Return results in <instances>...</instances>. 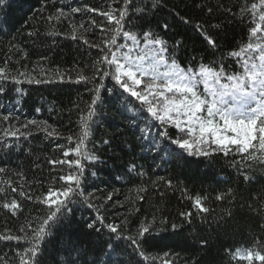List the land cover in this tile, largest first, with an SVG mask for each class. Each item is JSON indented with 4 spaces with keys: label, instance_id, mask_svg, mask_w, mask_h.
Returning a JSON list of instances; mask_svg holds the SVG:
<instances>
[{
    "label": "trees",
    "instance_id": "trees-1",
    "mask_svg": "<svg viewBox=\"0 0 264 264\" xmlns=\"http://www.w3.org/2000/svg\"><path fill=\"white\" fill-rule=\"evenodd\" d=\"M121 11L122 32L137 36L140 46L146 45L145 32L163 39L170 55L175 49L181 66H195L203 58L206 65L216 61V69L223 66L241 75L232 53L247 57V45L254 47L264 35L260 0H3L0 68L7 79L0 77L5 89L0 112L18 107L19 119L0 118V167L5 169L0 172V237L21 239L0 240V264H264L256 258V253L264 255V149L259 134L247 153L188 156L170 140L149 146L142 138L145 121L134 118L141 114L139 101L111 76L101 79L93 67H108L98 63L102 56L111 58L131 44L121 32L117 43L124 47L113 46L110 38L118 26L100 14L111 12L118 18ZM207 37L215 40V49ZM21 71L54 82L18 85L14 81L24 79ZM80 75L91 82H68ZM96 88L102 99L92 105ZM90 105L96 116L82 137ZM143 114L147 116L146 110ZM29 119L37 124L22 127ZM16 128L31 134L19 141L5 135ZM159 131L154 127L152 137ZM167 131L173 138L184 135L174 127ZM80 138L84 143L77 156ZM65 151L70 155L65 157ZM70 174L77 175L84 195L76 197L71 211L40 243L37 260L28 252L34 246L30 229L49 211L39 201L50 189L67 187L59 177ZM197 200L207 211H200ZM13 202L20 207H4ZM108 225L116 226L119 236ZM142 227L149 228L145 237L138 235ZM249 252L252 260L238 257Z\"/></svg>",
    "mask_w": 264,
    "mask_h": 264
},
{
    "label": "snow or ice",
    "instance_id": "snow-or-ice-1",
    "mask_svg": "<svg viewBox=\"0 0 264 264\" xmlns=\"http://www.w3.org/2000/svg\"><path fill=\"white\" fill-rule=\"evenodd\" d=\"M0 3H3V0H0ZM260 4L264 6V0H260ZM256 7V4L252 5L253 9ZM59 11L64 14L63 9ZM68 11L79 12L81 9L71 8ZM87 11L92 12L94 9L88 8ZM100 14L106 16L110 23L114 21L118 26L115 29L117 35H113L110 38V43L116 48L124 47L123 44L117 43V36L123 30L122 21L125 19V12L121 11L118 18L111 12H101ZM48 19L51 20L52 16H49ZM259 20L264 22V14L259 16ZM93 23L95 22L93 21ZM4 24V21H0V31L4 30ZM80 26L84 27L83 23ZM164 28L167 29L166 24ZM258 30L259 26L253 28L252 35H255ZM29 35H32V33H29ZM122 35L130 43L140 42L137 36L131 35L128 31H123ZM71 38L73 40L77 39L75 34ZM207 40L208 44L215 49L217 46L215 40L211 37H207ZM143 41L147 46L155 49V55L151 63H125L122 59H117L113 53L111 58L108 54H105L98 61L99 64L113 68L114 71L112 73L109 72L108 67L103 69L96 66L93 67L96 74L102 73L101 79L111 76V79L124 93H129L131 97L139 101L141 114L134 118L145 121L142 129V138L149 142V146L154 147L156 144H163L164 141L170 140L172 145L178 146L188 156L197 154L207 156L210 151L224 155L232 152L247 153L249 148L253 147L252 142L256 140L258 133L259 147L264 149V48L257 45L261 53L258 57L259 64L252 62V57L250 56H241L239 52L232 53L233 57L238 58L239 67L243 70L244 75L241 76L226 72L223 66L216 69V61L206 65L203 63V58L195 66L192 63L181 66L175 60V49L170 55L166 42L150 32L143 34ZM85 43H89L88 40L85 39ZM91 46L89 44V47ZM247 47L248 49H253L251 43ZM19 76L24 77V79H15L14 82L18 85L25 82L28 84L54 82L35 77L29 78L22 71L19 72ZM144 76H147L148 79L145 81L144 88L138 91L136 89L141 84V78ZM0 77L7 79L2 68H0ZM222 77L231 83H222ZM91 79L80 75L75 81H72L69 77L68 82L81 83L83 81L84 83H90ZM60 81L64 82L65 77L61 76ZM201 84H203V91L200 88ZM4 91L3 84L0 83V96H3ZM94 91L96 98L92 100V105H97V101L102 98L100 97L99 88L94 89ZM226 98H231L233 101L231 107L227 106L228 101ZM92 105L89 106L88 115L83 121L85 131L82 137L89 134L90 125L88 121L96 116V108H93ZM2 107L3 105L0 104V108ZM145 110L147 116L143 114ZM18 114V107L15 110L9 108L8 112H0V118L7 122L11 117L15 121L19 119ZM35 124H37L36 120L29 119L26 124L21 126L27 128L29 125ZM154 127L160 129L155 138L151 135ZM169 127H174L178 133H183L184 135L173 138L167 131ZM42 131L47 132V128L42 129ZM197 131L199 134H197ZM228 133L232 135H228ZM30 134L20 132L19 128H16L10 134L5 132L6 136L11 135L17 141H19L20 136H24L27 139ZM47 134L52 136L54 133L47 132ZM68 139L71 141L72 138L69 137ZM83 143V138H80L79 144L75 149L77 156L80 155L79 145ZM69 155V151L64 152L65 157ZM51 163H57V161H51ZM59 163L71 165L73 161L61 160ZM74 163L78 170L81 169V161L79 159L75 160ZM4 171L5 169L0 167V172ZM80 174H83L82 171ZM59 179L65 181L68 186L57 190L50 189L46 196L39 201L47 204L49 211L46 218L42 222H38L37 227L30 229L33 234L34 246L29 248L28 252L30 256L36 257L37 260L40 254L37 251L40 243L46 239L47 234L52 231L53 227L60 222L64 215L71 211L69 205L76 202V197L84 195L80 191L81 184L76 174L62 175ZM12 191H16V189L13 188ZM23 194L21 192V195ZM28 198L32 199L31 196ZM217 199H220V197L218 196ZM196 204L200 211H207L199 200L196 201ZM88 206L91 207V204ZM4 207L18 209L20 206L13 202L11 205L5 204ZM100 222L103 223V220ZM108 228L111 233L119 236L116 226L108 225ZM173 228H175V225H173ZM146 233H149V228L142 227L138 235L145 237ZM120 238L129 239L134 245L141 244L140 240L131 237ZM20 239L21 237L12 235L0 237V240L7 241H19ZM252 258V253L249 252L247 259L252 260ZM256 258L264 261V255L259 253H256ZM24 264H27V262L25 261ZM165 264H170V262L166 261Z\"/></svg>",
    "mask_w": 264,
    "mask_h": 264
},
{
    "label": "rangeland",
    "instance_id": "rangeland-1",
    "mask_svg": "<svg viewBox=\"0 0 264 264\" xmlns=\"http://www.w3.org/2000/svg\"><path fill=\"white\" fill-rule=\"evenodd\" d=\"M257 45L264 48V35L259 38L258 43L251 49V52L247 54V57H252V62L259 64L260 61L258 59L260 53L259 48H257ZM155 55V49L151 46H140L139 43L131 42V44L126 47L124 51H121L117 54H115L117 59H122L123 62L129 63V62H136L141 64H148L152 62V58ZM244 73L242 72L241 76H243ZM148 77L144 76L141 78V84L137 87L136 90H141L145 86V81H147ZM222 83H231L230 81H227L225 79H221ZM201 91H203V84L200 86ZM228 101V107H231L233 101L231 98H226ZM228 135H232L231 133H228ZM240 259L248 260L247 254H240L238 256Z\"/></svg>",
    "mask_w": 264,
    "mask_h": 264
}]
</instances>
